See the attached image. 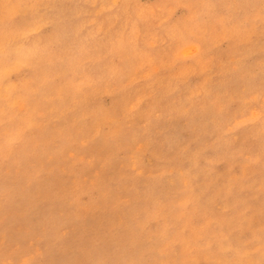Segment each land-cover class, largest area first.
Returning a JSON list of instances; mask_svg holds the SVG:
<instances>
[{"label": "rangeland", "instance_id": "rangeland-1", "mask_svg": "<svg viewBox=\"0 0 264 264\" xmlns=\"http://www.w3.org/2000/svg\"><path fill=\"white\" fill-rule=\"evenodd\" d=\"M0 264H264V0H0Z\"/></svg>", "mask_w": 264, "mask_h": 264}]
</instances>
